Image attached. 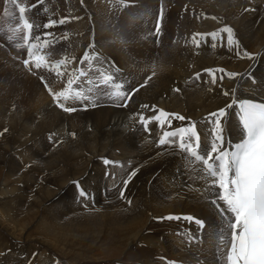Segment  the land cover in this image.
Wrapping results in <instances>:
<instances>
[{"label":"rangeland","instance_id":"374dc122","mask_svg":"<svg viewBox=\"0 0 264 264\" xmlns=\"http://www.w3.org/2000/svg\"><path fill=\"white\" fill-rule=\"evenodd\" d=\"M16 1L20 4L26 2L28 8L31 7V3L32 5H35L36 3V0ZM106 1L107 0H83V2H81V0H78L76 1L78 8L76 7L75 10H71V8H68L69 6L64 7L65 4L68 3L67 0H59L57 4L60 2V7L56 6V15L54 14V10H48L46 15V13L43 12V8L39 6L41 9L40 11L43 13L38 17L40 27L39 29L35 28L34 35H41L43 39L42 34L45 31L52 32L57 43H54L51 46L39 44V51H37L36 48H33L34 61L37 56L43 57V54L47 56L48 52H46V47H51V53L53 54L59 52L55 54V61L61 59L66 60L65 53H70L69 58L72 61L77 57L82 56L84 50L86 48L88 49L89 45L93 42L94 45L98 47L97 50L99 53L107 55L104 51L110 49L109 44L113 45L114 41L112 38H109L107 42V39L104 38L106 26L104 27L101 24V21L106 23L107 27L110 26V28L108 27V30H111L110 33H114L113 36L112 34L111 36L115 38V40L119 38L122 42H126L128 38V34L125 33L128 27L125 28V25L127 23L131 25L138 24V26L143 27V30L140 35L138 26L135 25L137 36H134L130 41L132 47H144V45L150 46L152 44V40H150L149 43H143L144 39L147 38H153V40H155V31L151 33L149 29L150 21L152 22V27L154 29V9L151 7V9L148 10V7L145 5L149 0H131L134 3L131 6L136 9L131 11L126 10L125 12H123L124 9H114L110 4L109 10L106 7L104 8ZM252 1L255 2L254 0ZM47 2L48 1H46V3ZM49 2L52 4L54 0H50ZM173 2H175L176 6H174V8ZM212 7L215 10L217 9L218 12L215 14L210 13ZM28 8L27 11H29ZM245 8L249 10L245 11ZM176 9L178 16L176 14ZM169 10L170 13L167 16L165 28L169 35L170 27L176 17V21L178 22L177 36L178 33H180V46L178 43L176 48L171 51L175 54V57L170 60L171 63L169 67L171 70L168 74L170 75L172 72L173 75H175L174 80H181L183 85H187L189 89H194L200 94L205 92L216 93L218 92L216 88L219 89V87H223L224 83L222 82L219 84V81L214 84L212 82V77H207L209 76L207 73L206 77H202L204 76L205 70L221 69L222 66L219 67V65H222L223 63L221 62L222 64H220V61L225 60L226 58H230V60L231 57L234 58L233 60L238 58L236 61H241L242 59L244 61L247 60L245 57H237V54L235 55V50L229 49L226 45V33L221 34L224 37L223 46L220 40H212L209 37L208 42H201L200 47H196L192 42V37L195 33H210L218 31L224 25L231 26L234 31H238V33L237 31L234 33L235 35L237 34L236 36L240 42L242 39L245 40V42L242 40L244 43L241 42L240 44L241 50H253L254 53L256 51V60L253 61H256L257 67L261 64V60L264 62V52L261 55L262 59L258 58V53L261 51V44L259 45V38L254 33L255 30H259L262 21H264V17L261 15V13L264 12V0H260V4L257 2L250 3V0H171ZM13 13H16L13 0H0V133H2L0 134V194L3 193L2 196H0L2 197V199H0V264H42L44 262L43 259L45 258H47L46 264H55L59 262L60 258L55 252L62 249H65V251H63L68 257L77 259L74 261L76 264H101L103 260L111 257L117 260H126L131 262V264H149L150 262L151 264H170L172 261H175L176 264H201V258H206V249L212 244L209 236L217 231L219 225L217 220L209 219L202 215L195 216L194 214H191V216L194 215L193 217L202 218L206 221L208 226L203 231H197V226L194 223H189L183 219L180 221L170 220L171 225L166 224L169 220L167 221V219H164L165 224H162L164 222L163 220L158 219L160 217H167L169 215H180L183 217L187 216V214L169 213L161 216L159 213L160 210H166L165 207H167V205V208H177L178 202L169 200L168 198L163 199V202L160 198L159 201H161V204L158 201L160 204H158V206L162 209L156 206L157 211H159L157 213L156 210H153L154 208H152V204L149 203L150 201L147 198L148 191L145 193L143 189V195H138L140 187H138L139 182L137 180L136 183V179L139 175V170L142 165H144V162L140 161V158L143 156L140 155L146 151L149 153V144L147 141L145 143V148L142 146L144 149H141L139 145V136L142 134L139 129H141L142 132L144 131L141 124L138 122L139 119L137 113H139V111L136 110L133 117L129 120L127 117L124 118L125 120L130 121L129 124L126 125L122 122L113 123V125L112 123L109 125L105 124L103 126V131L99 130L97 132H92L93 135H91V133L85 135L80 129L75 127L72 128V126L67 123V118H63L62 114L80 113L82 111H90L98 108H129V106H122L123 104L120 99H112L104 95L103 93L107 90L103 91L102 88L96 87V82L100 81L102 77L95 70L93 65V69L89 71V77L93 78V82L90 85L82 83V81L86 79L85 77H81L77 82L84 90L85 95L92 97V99L84 100L79 103L80 101H73L71 99L64 101L62 98L64 103L71 104L77 102L76 104H73V106L71 105L68 107L82 106L81 110L65 112L57 106L53 97L50 96L51 99L49 102L51 105L45 106V117L43 118L40 108L35 103V93L25 84L33 81L40 86L43 92L48 94V90L43 84L44 82L40 79V77L43 76L44 81H46L47 84H52V82L56 84L57 87L51 85L55 92H58L59 89H61V91L65 90L68 88L67 80L71 73V69H74V64L70 61L69 64L66 65L67 71L63 77L57 76V78H55L56 74L54 73L52 76V71L44 69L38 70L33 64L32 69L36 75L29 72L21 62V59L19 60L18 57L13 55L4 42L6 41L8 43L14 54L16 53L17 56H21L25 59L27 58V48L21 50L12 45L17 39H20L21 35V28L18 29L19 26L17 24L15 25L12 20H8ZM139 13H141V15H139ZM66 16L71 18L70 22H66V27L57 24L55 27L49 29L43 28V24L48 20H59ZM76 16L78 19H76ZM109 17L117 18L115 19V22L113 21L114 23L112 22V25L114 26V28L112 26V29L111 23L109 24L112 19L110 20ZM212 17H216V19L214 20ZM75 19L77 21L79 20L77 25L74 23ZM121 20L123 25L125 23L122 27ZM209 20L211 23H209ZM209 24H211V26ZM141 27L139 28L142 29ZM129 29H131V27H129ZM82 33L85 35L81 37ZM168 35H165L164 38ZM9 36H12L13 39L8 40ZM62 37H66V39H62ZM80 37L82 39L79 42L78 38ZM47 39L51 40L52 37H48ZM197 39H199V37H197ZM75 40L79 43V47L74 43ZM177 41H179L178 38ZM85 43L86 46L84 48ZM159 43L160 41H156L155 45H158ZM213 44L216 46L213 47ZM65 46L68 48L63 50ZM117 46L119 51L125 55L122 52L123 48L119 45ZM210 48H213V53L210 51ZM130 49L131 47H129V51ZM49 50L50 49H48V51ZM149 50L151 49L147 48V51ZM214 50L217 52H214ZM160 53H162L160 49L155 52V54ZM89 54H91L90 50ZM155 54L148 55L145 53L143 59L132 60L134 63H137L138 67L145 69L148 62L151 59H154V66L156 67V70H154L155 74H148V72L145 73L141 70L139 72L141 73V78H139L136 72L137 70L123 68L121 66L124 60L119 66L115 60L112 61L113 59L109 58V55H107V58L112 62L113 66L108 68L109 64L106 63L107 65L105 64L100 71L102 72L105 68H108L110 72H115L117 77L116 81H124L125 88H130L131 86H134V84L145 82L146 85L141 87L144 88L148 86L155 76L157 77L159 75L162 68V63H157L156 59H158V55ZM205 55L209 56V58H204ZM233 55L235 56L233 57ZM201 56H203L206 62L212 61L213 64L215 62V65L217 63V66H208V63L206 64L205 61L204 63L200 60ZM214 56L215 59L218 57L216 59L217 61H215ZM114 57L117 56L115 55ZM51 59H53L52 55ZM104 62H107V60H104ZM81 67L86 68V65H81ZM200 67L201 69H198ZM232 71L234 72L235 70ZM197 73L200 74L199 78H197ZM219 75L220 73L218 72L217 76L219 77ZM148 77H151V79H148ZM226 79L231 80L225 76V80ZM63 80L64 82H62ZM165 83L166 85H169V79L166 80ZM225 87L227 86H224L222 89H225ZM89 88H91V92H89ZM175 89L173 90L175 91ZM106 97H108V100H106ZM62 100L61 102H63ZM94 104H99V106L97 108H92L91 105ZM40 105H43L41 101ZM123 114L125 116L124 112ZM42 120H47L45 125L42 124ZM77 120L78 117L76 115L75 121ZM37 122L39 124H37ZM92 122L90 121V124ZM91 127L92 126L88 128L89 131L92 130ZM67 128L71 130H68ZM5 129L7 131H5ZM63 129L65 131H63ZM149 135L150 133L146 132L144 136L146 138ZM64 137H68V140L64 141ZM155 145H157V143ZM161 148L163 149V147ZM91 149H93L94 152L91 151ZM127 149H129V151H127ZM93 154L95 155L94 157L92 156ZM93 159L94 164L91 165ZM105 161H112L113 163H106ZM162 161L163 159L160 158V165L162 164ZM79 171H83L85 174H79L77 176L79 178L73 180V177H75ZM132 171H135V175L129 179V173ZM167 174L173 176L171 171H164L161 176V180L164 184H166L164 175ZM68 180L69 183L67 182ZM125 180H129L126 188L124 187ZM176 182V179H170L168 184L173 185ZM160 186L162 187L163 185L160 184ZM178 186L180 189H183L186 184L181 183ZM64 187H69V189ZM122 189L123 198L120 196ZM167 189V192L169 189L176 190L171 186H168ZM155 190L158 191V189ZM82 191L85 192L86 195L81 196ZM180 193H182V191H180ZM12 197L14 198L10 203H3L4 200ZM111 201H114V203ZM128 201H131V203H128ZM139 203L140 205L143 203L142 206H140ZM145 206L148 209H145L144 217H142L137 212L139 211L140 213H143L140 209L146 208ZM179 206L181 207L183 205ZM105 208H107V210L104 211V213H101ZM111 208H113V210ZM120 209L122 211H120ZM110 210L111 212H109ZM114 210L115 213H113ZM117 210L120 212L118 213ZM147 210H150L148 211L151 213L150 215ZM151 210L154 211L153 213L157 216H155ZM107 212H109L110 216ZM136 216H139L141 220L138 217L133 218ZM16 218L22 220L25 229L20 230V226L15 225L16 223L14 221ZM50 219H54V221L51 222V225L47 224ZM114 219L117 221L115 222ZM120 219H122L121 222L124 221V224L120 222ZM93 222L95 225L94 228L92 227ZM118 222H120V225ZM150 222L152 224H150ZM58 223L63 227L68 226L75 234L73 233L68 236L64 233L63 236H67L68 239L64 240V242H66L63 243V245L61 243L63 240L60 241L58 244L61 243L59 246L62 247L58 248L56 251L54 249L46 251L41 246L35 245L21 249V244L13 241V239L3 231V228L7 226L11 227L14 232L15 229H18L23 236L19 232L18 235L24 237L27 242L24 243L25 245H28L31 241L32 244H35V240H46L47 237L44 235V231L51 227V232L53 234L60 232V230L55 227ZM75 224L77 225L75 226ZM81 224H84L87 227H92V229L90 228V230H87L89 233L85 232L86 238L79 234L80 227L78 228V226ZM111 225L118 228L115 229ZM75 227L78 229L76 228L77 230H75ZM142 235L145 236L139 244L138 236L141 238ZM190 236H197L199 242L189 243ZM147 239L151 240V245L148 248L145 245ZM50 240L52 241V239ZM141 247L149 250H152L153 248L155 249H153L154 252L149 251V254L148 252L141 254L139 253V250L142 249ZM166 247L167 249L165 250ZM173 249H176L179 252L173 253ZM80 251H82L83 254ZM81 256L83 257L81 258ZM80 260H82V262ZM49 261H51V263Z\"/></svg>","mask_w":264,"mask_h":264},{"label":"snow or ice","instance_id":"6c2138e0","mask_svg":"<svg viewBox=\"0 0 264 264\" xmlns=\"http://www.w3.org/2000/svg\"><path fill=\"white\" fill-rule=\"evenodd\" d=\"M42 3L43 0H37V4L32 5V8H38ZM17 7L19 21L23 23L26 29H33L35 21L26 19V8L19 4H17ZM248 10L245 8V11ZM162 15L161 12V20ZM70 19L64 17L59 20H48L43 24V28L49 29L57 24L63 25L70 22ZM212 19L215 20L216 17H212ZM35 26L37 29L40 27L38 24ZM155 31L156 33L160 31L159 22ZM222 33H226V45L229 49H235L238 56L245 57L250 61L255 60L257 54L246 49L241 50L240 40L235 36L234 29L228 25H224L218 31L210 33H195L192 42L196 47H200L201 42L207 43L210 37L212 40H220L223 46L224 37L221 35ZM42 35L43 39L41 35L30 37L33 43L27 45V58L23 60L25 67H28L33 59V48L39 51V44L51 46L57 43L52 32L45 31ZM48 37H52V39L49 40ZM12 39V36L8 37V40ZM62 39H66V37H62ZM212 46L215 47L216 45L213 44ZM17 47L22 48L24 45H17ZM89 48H94V42L89 45ZM42 60L43 57H36L34 63L36 69L54 71L58 77H63L67 71L63 59L47 63H42ZM94 61H99V55L96 53L90 55L88 51H85L79 63L80 65H86V68L77 67L71 70L67 80L68 88L59 92H53L51 88H48L54 102L65 112H75L77 108L66 107L65 103L61 102V98L64 101L69 99L73 101L92 99V97L84 94L83 89L77 82L80 77L86 78L82 81L84 84L90 85L93 82V78L89 77V71L93 69ZM111 67L112 65L108 66V68ZM108 68H105L102 72L96 69L102 77V80L97 83V87L108 89L103 94L109 96V98L125 101L131 99V96L139 91V88L125 91V85L117 83L115 72H110ZM29 71H31V68H29ZM205 71L212 77L214 84L217 82V72L220 73L218 79L221 83L224 81L225 76L235 80L237 77L243 78L245 75L248 77L249 82H255L251 69L248 73L243 74L227 72L223 68L216 71L212 69H206ZM199 77L200 74L197 73V78ZM40 79L47 87V82L44 81L43 76ZM148 79H151V77H148ZM143 86L140 85V87ZM111 89L117 91L112 93ZM175 91L179 92L180 89L177 88ZM69 92H71V96ZM89 92H91V88H89ZM222 94L226 97L234 95L233 91L229 89H222ZM122 106L126 107L127 105ZM148 107V105H142V108ZM232 109H235L236 126L239 129V140L237 142L226 138V123L229 116L233 114L229 111ZM151 111L154 113L158 111V114L145 117L143 113H137L143 130L150 133L149 123L157 122L162 130L158 145L177 148L186 157H190L199 164L200 179L204 181V191L208 194L206 197L202 196V198L214 209L220 221L217 231L209 236L217 254V264H264V103L254 102L250 99H232L224 107L209 113L205 117V121L209 125L208 136L211 139L203 145L201 134L194 122L179 129H172L169 121L170 117L181 121L186 118L178 113H168L155 108ZM166 124L167 128L171 130H165ZM5 131L7 130L5 129ZM105 162L113 163L112 161ZM134 175L135 171L130 172L129 179ZM128 182L129 180L124 181L125 188ZM84 195L86 193L82 191L81 196ZM120 196L123 198V189ZM128 203H131V201H128ZM158 219H183L189 223H194L197 226V231H203L208 226L204 219L191 215L183 217L169 215ZM198 242L199 238L197 236L189 237V243ZM170 264H176V262L172 261Z\"/></svg>","mask_w":264,"mask_h":264},{"label":"bare ground","instance_id":"6f19581e","mask_svg":"<svg viewBox=\"0 0 264 264\" xmlns=\"http://www.w3.org/2000/svg\"><path fill=\"white\" fill-rule=\"evenodd\" d=\"M67 1H68V3H66L64 7H68L69 6L68 8H71V10H75L76 7L78 6L77 5V2H76L78 0H67ZM161 1L164 2V6H165V16H164V22H163L164 27H165L166 26V23H167L166 22L167 16L170 13L169 8H170V2H171V0H149V1H147V3L145 5L148 7V10H150L151 7H153L152 8V9H154L153 18H154V21H155L156 12L158 11L159 4H160ZM202 4H204V3H202ZM61 7H62V5H61ZM203 10H205V9H203ZM216 12H218L217 9L215 10L213 7H212V9H210V13H214L215 14ZM26 14L30 18V12L27 11ZM261 15L264 17V12L261 13ZM77 16H79V15H77ZM77 16H76V18H77ZM115 17L114 18H110L109 17L110 20L112 19L109 22V24L111 23V29H112V26H113L112 24L115 22V19H117ZM78 22H79V20L77 21L75 19L74 23L76 25L78 24ZM123 23H124V21H123ZM176 23H177V21H176V17H175L174 20H173V24L170 27L169 35H168V31H166V33H164L163 36L161 37L160 43L158 45H155L156 40H153V38H147V39H144V42L143 43H145V42L146 43H149V41L152 40V44L150 46L144 45V47L137 46V47L133 48L132 45H131V43H130V41H131V39L134 36H137V32H136L135 25L138 26V24L131 25V24L127 23L125 25V23H124L125 28L128 27L126 29V32H125L126 34H128V38H127L126 42H122V41L119 40V38L115 40V38L112 37L114 33L112 34V33H110L111 30L110 31L108 30V27L110 28V26L107 27L106 23H104L103 21H101V24L104 27L106 26V33H105V37L104 38L107 39L106 40L107 42H108V39L109 38H112L113 41H114V44L113 45H110L109 44V48L110 49L104 51L105 54L109 55V58L113 59L112 61L115 60L119 64V66H120V63H122V61L124 60V62L122 63L121 66L123 68L137 70L136 72H137L139 78H141V73H139L141 70H143L145 73L148 72V74H150V73L151 74H153V73L155 74L154 70H156V67L154 66V59H151L148 62V64L146 65L145 69H141L140 67H138L137 66V63H134L132 60H134V61L135 60H141V59H143V56H144L145 53H147L148 55L155 54V52L158 49H160L162 51V53L155 54V55H158V59H156V61H157V63H162V68H161V71H160L159 75L157 77L155 76L150 81V83L148 84V86H146L144 88H140L139 91H137L135 93V95H134L131 103L128 105L129 108H124V109H123V107L120 108V109H115V108H98V109L90 110V111H82L80 113L77 112V113H73V114H69V113L62 114V117L63 118H67V121H68L67 123H69L72 126V128L75 127V128L80 129L81 132L83 134H85V135H88L90 133H91V135H93L92 132H97L99 130L100 131H103V126L105 124L109 125V124L112 123V125H113V123H119V122L125 123L126 125L129 124L130 121H128V120L131 119V117H133L134 112L136 110H138L139 113H143L145 115V117L158 114V111L155 112V113L153 111H151V109L155 108L157 110H164L165 112H168V113H178V114H180V115H182V116H184L186 118L185 120L181 121V120L175 119L174 117H170L169 118V121L171 123V128L172 129H179L181 127L187 126L190 123H193L194 122L197 125L198 132H200V134H201V142H202V145H203L204 143L208 142L211 139V137L208 136V128H209V125L205 121V117H207V115L209 113H211L213 111H216L217 109H219L221 107H224L225 104L226 103H229L232 99L253 98V99H257V100L264 101V62H263V60H261V61L259 60L261 58L262 53L264 52V21H262V24H261L259 30H255L254 31V33L256 34V36L259 38V41H258L259 45L261 44V48H260L261 51L258 53V58H259L258 60L261 62V64L258 65L259 67H257L256 61H249L248 59L245 60V61L243 59H242L243 61L241 59H240L241 61H236L238 59L237 58L238 55L236 57L237 58L236 60H233L234 58L231 57V60H230V58L229 59L226 58L225 60L220 61V64H222V63L223 64L222 65H219V67L222 66V68L225 69L227 72H231L232 70H235L234 72H236V73L240 72V73L243 74V73H248L249 70L251 69L252 70V73H253V75L255 77V82H249L248 81V77L246 75L243 78L237 77L235 80H232V79L231 80H227V79L225 80L224 79L225 81H223V83L225 85L223 84V87L224 86H227V87H225V89L232 90L233 93H234V95H230V96H227V97L222 94V88L223 87H221V88L219 87V89L216 88V90L218 91L216 93H212V92H208L207 93V92H205L203 94H200V93H198L194 89H189V87L187 85L184 86L183 85V82L181 80L180 81H178L179 79L174 80L175 75H173L172 72H171L170 75L168 74V72H170V70H171V68L169 67V65L171 63L170 60L174 59V57H175V54H173L171 51H172V49L176 48L177 44L179 43V41H177V29L175 28ZM209 23H211L210 20H209ZM63 25L66 27L67 26V23H65ZM124 25L122 24V20H121V27L124 26ZM149 25L148 26L150 27L149 28L150 29V32L153 33V31H155V29H153L152 22L151 21H150V24ZM209 25L211 26V24H209ZM129 27H131V29H129ZM139 27H141V26H138L139 33L141 35V32L143 30V27H141L142 29H140ZM113 28H114V26H113ZM236 31H234V32H236ZM237 33H238V31H237ZM111 34H112V36H111ZM115 35H116V33H115ZM155 35H156V32H155ZM165 35H168V36L166 38H164ZM242 40H244V39H242ZM242 40H241V42H243ZM241 42H240V44H241ZM244 42H245V40H244ZM74 43H76V46H78V44H79V43H77V40H75ZM117 43H119V44H117ZM117 45H119L121 48H123L122 52L125 55H123L119 51V48H118ZM85 46H86V43L84 44V48H85ZM129 47H131L130 51H129ZM252 47H253V45H252ZM66 48H68V47L65 46L63 48V50H66ZM82 48H83V46H82ZM147 48H150L151 50L147 51ZM248 48H249V46H248ZM210 49H211L210 51H212V53H213V50H212L213 48H210ZM215 51L216 50H214V52ZM235 52H236V50H235ZM249 52H253V50L252 51H249ZM56 53H59V52H56ZM77 53H80V52H77ZM221 53H223V52H221ZM232 53H234V52H232ZM255 53H256V51H255ZM80 55H78V56H80ZM115 55L117 57H114ZM235 55H236V53H235ZM235 55H233V57ZM263 56H264V54H263ZM206 57H207V59L209 58V56L205 55L204 58H206ZM204 58H203V56H201L200 57V60H202L204 62L205 61ZM217 58L218 57H216V59ZM214 59H215V56H214ZM216 59H215V61H217ZM65 63H66V65H68L67 62H65ZM207 63L209 64L208 66H212V67H216L217 66V63L215 65V62L213 64L212 61L206 62V64ZM198 69H201V67L198 68ZM213 71H216V70L214 69ZM206 73L207 72L205 71L204 76H202V77H206L207 76ZM217 75H218V72H217ZM207 77H210L211 78L210 75L207 76ZM217 78H218V76H217ZM168 79H169V85H166L165 82ZM30 82L31 83H27L26 82L27 84H25V85L27 87H29V89H31L35 93V103L40 108L41 114H42V116L44 118L45 117V115H44L45 114L44 113L45 106L46 105H48V106L51 105V103L49 102V100L51 99L50 98V95L49 94H46L45 92H43L41 90L40 86L37 85V84H35L33 81H30ZM62 82H64V80ZM218 82H219V79L217 80L216 83H218ZM179 83H180V85H179ZM220 83L221 82H219V84ZM137 84H141V83H137ZM137 84H134V85H137ZM219 84H217V85H219ZM51 85H54L55 87H57L54 82H52ZM175 88H179L180 91L179 92H175L173 90ZM102 90L103 91H105V90L108 91V89H104V88H102ZM59 91H61V89H59ZM111 91L114 92V89H111ZM53 92H55V91H53ZM108 97H106V100H108ZM61 100H62V98H61ZM104 100H105V98H104ZM40 101L43 104L42 106L40 105ZM63 103H64V101H63ZM76 103L77 102L71 103V104L70 103H65V106L66 107L71 106V105L73 106V104H76ZM79 103H81V101ZM142 105H148L149 107L148 108H142ZM229 111L231 113H233V114L229 116V119H228V121L226 123V138L232 140L233 142H236V141L239 140V129L236 126L237 118L234 115L235 109H232V110H229ZM123 112L125 113V116H124ZM76 115L78 117V120L77 121H75L76 120ZM125 117H127L128 120H125L124 119ZM46 121H43L42 120V124L45 125L46 124ZM90 121L91 122L93 121V122L90 124ZM37 124H39V123L37 122ZM90 126H92L91 127L92 130L89 131L88 128ZM60 128H63V127H60ZM149 128L151 129V132H150V135L148 137H146V138L144 136L146 132L145 131L142 132L141 129H139V131L143 134V135L141 134L139 136V138H140L139 139V143H140L139 145H140L141 149H144L145 148V143L147 141V143L149 144V153H147V151H146V152L141 153V155H140V156H143L142 158H140V161L144 162V165H142L141 169L139 170V175L137 176V179H136V183H137V180H138V182H139L138 187H140V189L138 191V195H140V194L143 195V189H144L145 193H146V191H148L147 198L150 201L149 203L152 204L151 206H152V208H154L153 210H156V211H157L156 206L158 208H161V207L158 206V204H159L158 201L160 200V198H161V201H163V199H167L168 198L169 200L178 202V206L179 205H183L181 207L180 206L179 207L177 206V208H171V207L167 208L168 207V205H167V207H165L166 210H160V212L157 211V213L159 212L161 214V216L164 215V214L167 215L169 213L170 214H172V213H175V214L186 213L187 215L188 214H190V215L191 214H194L195 216L202 215L203 217L217 220V222L220 224L218 215L215 213V211L212 208H210L209 204H207L205 202V200L202 198V196L206 197L208 194L204 191V188H205L204 181L202 179H200L199 164L197 162L193 161L190 157H186L185 154H183L177 148L169 147V146H159L158 145V140H159V138H160V136L162 134V130L159 128L157 122L153 121V122L149 123ZM64 129H65V127H64ZM64 129H63V131H65ZM67 129L68 130H71L69 128H67ZM165 130H171V129H168L167 128V124L165 125ZM87 131H89V132H87ZM67 138L68 137H64L63 140L66 141V140H68ZM156 143H157V145H155ZM161 147H163V149L165 151ZM93 149H91V151H93ZM121 150H122V148H121ZM127 151H129V149H127ZM92 156L94 157L95 155L93 154ZM160 158L163 159L162 164H161L162 166L160 165ZM94 159H93V162L91 163V165L94 164ZM164 171H171L173 173V176H171L170 174L164 175L165 183L166 184H164L162 182V180H161V176L163 175ZM79 174H85V172L79 171L76 174V176L73 177V180L78 179L79 177H77V176ZM170 179H176L177 182L174 183L173 185H169L168 184V181ZM67 182L69 183V180ZM181 183H185L186 184L185 188L180 189V187L178 185L181 184ZM160 184H162L163 186L161 187ZM168 186H171L172 188H174L176 190L169 189V191L167 192V190H168L167 187ZM64 188H68L69 189V187H64ZM155 189H158V191H156ZM177 189H179V190H177ZM180 191H182V193H180ZM2 194H0V196H2ZM13 198L14 197L9 198V199H6V200L3 201V203H10ZM0 199H2V197H0ZM141 199H142V197H141ZM114 200H116V199H114ZM137 201H138V198H137ZM140 201H142V200H140ZM161 201H159L160 204H161ZM111 202L114 203V201H111ZM142 204L140 205V203H139L140 206H142ZM137 205H138V203H137ZM111 206H114V205H111ZM146 206H147V204H146ZM116 207H117V205H116ZM147 207L144 208V209L140 207L141 208L140 211L142 210L143 213H140L139 211L137 213H139L142 217H144L143 216L144 215V211H145V209H148ZM111 209L113 210V208H111ZM136 209H138V208H136ZM149 209H151V208H149ZM106 210H107V208H105L104 210H102L101 213L102 212L104 213V211H106ZM117 211L119 213L122 210L120 209V211L119 210H117ZM148 211H150V210H147V212ZM109 212H111V210ZM109 212H107L108 215H109ZM151 212L153 213L154 211L151 210ZM113 213H115V210H114ZM148 213H149V215L151 214L150 212H148ZM153 214L155 215V213H153ZM155 216H157V215H155ZM137 217L139 218V216H136V217H133V218H137ZM111 218H112V216H111ZM150 218H151V216H150ZM121 220L122 219H120V222H121ZM135 220H138V219H135ZM148 220H149V218H148ZM53 221H54V219H50L49 223H47V224H50L51 225V222H53ZM114 221H115V219H114ZM174 221H180V220H174ZM174 221H173V223H174ZM14 222L16 223L15 224L16 226H20V228H19L20 230L25 229V227L23 225V222H22V220L20 218H16ZM120 222H118L119 225H120ZM123 222H121V223H123ZM151 222H150V224H152ZM163 222H164V220H163ZM170 222L171 221L169 220L168 223L166 222V224H170ZM59 223L56 224V226L55 225H53V226H55L56 228H58L60 230V232H57V233L53 234L51 232V228H52L51 227L50 229H47V230L44 231V235L47 237L46 240L45 239L35 240V244H32V241H31L28 245H25L24 244V243H27L25 241L24 237H20L18 235V232H19L18 229H15V232H14V230H12L11 227L7 226V227L3 228V231L5 233H7V235H9L10 238L13 239V241L21 244V247H20L21 249H24L25 247H30L31 245H35V246H41L46 251H51V249H54L56 251L58 248H61L62 247V246L60 247L59 245H61V243L63 245V243L66 242V241L64 242V240L68 239L67 236L64 237L63 234L65 233L66 235L70 236L71 234L74 233V231H71L68 226H64L63 227ZM82 223H84V222H82ZM162 224H165V222L162 223ZM76 225L77 224H75V226ZM94 226L95 225H94V222H93V226L92 227L94 228ZM167 226H169V225H167ZM92 227H87L86 225L81 224L80 226H78V228L80 229L79 230V234L82 235V237L86 238L85 232H88L89 233V231H87V230H90V228L92 229ZM112 227L115 228V226H112ZM76 228L77 227H75V230L78 229V228L77 229ZM117 228H115V229H117ZM99 229H101V228H99ZM76 232H78V231H76ZM19 233L23 236V234L21 232H19ZM144 236L145 235H142L141 238H140V236H138L139 237L138 238L139 239V244L141 243V240H142V238ZM97 237H99V236H97ZM50 239H52L53 242ZM62 240H63V242H61L60 244H58ZM145 245L148 248L151 245V240H148L147 239L146 242H145ZM147 248L145 249V252L146 253L148 252V254H149V251L152 252L153 249H155V248L152 249V247H151L152 250H149ZM166 249H167V247L165 248V250ZM63 250L65 251V249H62V250H59V251L57 250L55 252L60 257L59 258V262L58 263H55V264H66V263L67 264H76L74 261H76L77 259H72V258L68 257ZM173 250H174L173 253L179 252L176 249H173ZM80 252L82 253V251H80ZM206 252H207L206 253V258H201V260H200L201 264H217V254H216V251L214 249L213 242H212L211 246H208V248L206 249ZM76 256H78V255H76ZM76 256H75V258H76ZM82 257L83 256H81V258ZM154 258H156V257H154ZM66 259H68L69 261L66 260ZM85 259H86V257H85ZM43 261L44 262L42 264H46L47 263V258L43 259ZM80 261L82 262V260H80ZM49 262L51 263V261H49ZM132 264H134V263H132ZM149 264H151V262Z\"/></svg>","mask_w":264,"mask_h":264},{"label":"crops","instance_id":"0c3cea01","mask_svg":"<svg viewBox=\"0 0 264 264\" xmlns=\"http://www.w3.org/2000/svg\"><path fill=\"white\" fill-rule=\"evenodd\" d=\"M141 248L142 249L139 250V253L143 254L145 252V248L144 247H141ZM101 264H131V262H128L126 260H117L111 257L109 259L103 260Z\"/></svg>","mask_w":264,"mask_h":264}]
</instances>
